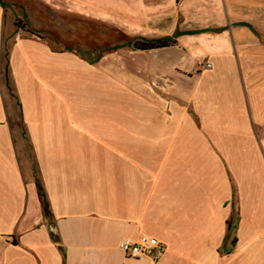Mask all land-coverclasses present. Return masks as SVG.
<instances>
[{
    "label": "crops",
    "instance_id": "crops-1",
    "mask_svg": "<svg viewBox=\"0 0 264 264\" xmlns=\"http://www.w3.org/2000/svg\"><path fill=\"white\" fill-rule=\"evenodd\" d=\"M48 1L177 45L145 86L0 0V264H264V0Z\"/></svg>",
    "mask_w": 264,
    "mask_h": 264
},
{
    "label": "rangeland",
    "instance_id": "rangeland-1",
    "mask_svg": "<svg viewBox=\"0 0 264 264\" xmlns=\"http://www.w3.org/2000/svg\"><path fill=\"white\" fill-rule=\"evenodd\" d=\"M54 3L48 0H25L22 9L28 12V18H26L27 14L25 13L24 18L17 21L19 22V27H28L29 31L31 30L39 37L50 39L51 41L54 37L52 31L60 29V36L58 37L62 44L74 34L70 29L65 31L66 33H63V30L78 28L79 31L75 33V46L69 49L76 48L89 59H96L104 54L118 56L119 61L124 63L126 75L134 76L135 78L139 77L141 84L148 86L149 54L139 53L128 47V44L137 38L134 37L132 32L118 28L111 21L109 23L102 22V24H97L93 27V22L97 21L93 20L94 18L74 12L69 8L68 4L58 6ZM11 6H16V3H11ZM40 26H45L47 30L41 29ZM140 28L141 30H148V25L142 24ZM135 36L137 35L135 34ZM118 46H125V48L117 50ZM12 95L15 98L14 93ZM20 115L19 105L16 103L15 117L19 119ZM19 121L21 124V120ZM29 155L32 157L30 149ZM33 170L36 171L34 161Z\"/></svg>",
    "mask_w": 264,
    "mask_h": 264
},
{
    "label": "built area",
    "instance_id": "built-area-1",
    "mask_svg": "<svg viewBox=\"0 0 264 264\" xmlns=\"http://www.w3.org/2000/svg\"><path fill=\"white\" fill-rule=\"evenodd\" d=\"M122 249L127 255L133 258L140 259L149 256L157 260L165 253L166 245L157 238L142 236L137 241L125 240L122 243Z\"/></svg>",
    "mask_w": 264,
    "mask_h": 264
},
{
    "label": "trees",
    "instance_id": "trees-1",
    "mask_svg": "<svg viewBox=\"0 0 264 264\" xmlns=\"http://www.w3.org/2000/svg\"><path fill=\"white\" fill-rule=\"evenodd\" d=\"M19 22H16V25L19 26ZM30 33L37 35L33 31H29ZM177 41L173 39L172 37H166V38H159V39H146V38H138L134 41H132L130 44H128V47L132 48L135 51H150V50H155V49H162L166 47H171V46H176ZM6 58H7V53H6ZM8 68H6L7 71ZM40 191V198L42 200V203L44 204V211L47 214L48 212V204L46 200V196L43 194V191L41 187H39ZM236 202L234 198V203ZM229 225V230H228V236L226 239L229 238V233L231 231L232 223L231 221L228 223ZM236 239L233 240V244H235Z\"/></svg>",
    "mask_w": 264,
    "mask_h": 264
}]
</instances>
